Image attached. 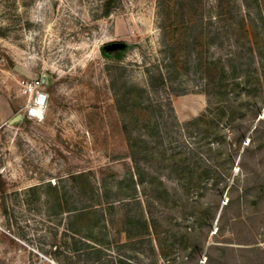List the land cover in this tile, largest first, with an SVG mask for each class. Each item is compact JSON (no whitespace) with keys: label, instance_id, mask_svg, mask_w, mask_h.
Listing matches in <instances>:
<instances>
[{"label":"rangeland","instance_id":"374dc122","mask_svg":"<svg viewBox=\"0 0 264 264\" xmlns=\"http://www.w3.org/2000/svg\"><path fill=\"white\" fill-rule=\"evenodd\" d=\"M104 1L0 0V264H264V0Z\"/></svg>","mask_w":264,"mask_h":264},{"label":"trees","instance_id":"16d2710c","mask_svg":"<svg viewBox=\"0 0 264 264\" xmlns=\"http://www.w3.org/2000/svg\"><path fill=\"white\" fill-rule=\"evenodd\" d=\"M200 3L201 0H175L173 6L170 10L165 13L163 19H168L172 22V24L177 27L179 30L177 33L178 41L181 42L184 47L187 45L189 39L193 42L201 43L202 46H207L209 43L215 42V40L219 37V33L215 32L210 34L207 30V26L212 23V19L208 14L203 10L201 5L196 7L190 6L193 2ZM224 0H217L215 18L221 17L222 12L220 10V6L223 4ZM179 3V6L176 5ZM246 6H249L248 2H243ZM105 11L111 7L110 0H105ZM186 4V5H185ZM115 52L111 54L120 55L121 50H114ZM101 52L106 54L105 50L101 48ZM147 85L149 90L152 93H158L160 90L164 89L167 85V80L169 76L162 72L161 70H157L152 73L147 70ZM77 251V250H74ZM98 252V250H97Z\"/></svg>","mask_w":264,"mask_h":264},{"label":"built area","instance_id":"2783aa9c","mask_svg":"<svg viewBox=\"0 0 264 264\" xmlns=\"http://www.w3.org/2000/svg\"><path fill=\"white\" fill-rule=\"evenodd\" d=\"M22 92L31 98V103L27 107V113L30 116L38 117V112L43 113L44 103L47 100V94L41 79H21L19 81Z\"/></svg>","mask_w":264,"mask_h":264},{"label":"water","instance_id":"95a60500","mask_svg":"<svg viewBox=\"0 0 264 264\" xmlns=\"http://www.w3.org/2000/svg\"><path fill=\"white\" fill-rule=\"evenodd\" d=\"M124 47H125V44L124 43H121V42H111V43L105 44L103 46V50H105L106 52H109V51H114V50H121ZM15 120H16V118L13 119L12 121H15Z\"/></svg>","mask_w":264,"mask_h":264},{"label":"bare ground","instance_id":"6f19581e","mask_svg":"<svg viewBox=\"0 0 264 264\" xmlns=\"http://www.w3.org/2000/svg\"><path fill=\"white\" fill-rule=\"evenodd\" d=\"M44 105H46V103H44ZM38 115H39V117L42 116V110H41V112H38Z\"/></svg>","mask_w":264,"mask_h":264},{"label":"flooded vegetation","instance_id":"af4514ba","mask_svg":"<svg viewBox=\"0 0 264 264\" xmlns=\"http://www.w3.org/2000/svg\"><path fill=\"white\" fill-rule=\"evenodd\" d=\"M115 51H113L112 53H114ZM108 53H111V51H109Z\"/></svg>","mask_w":264,"mask_h":264}]
</instances>
